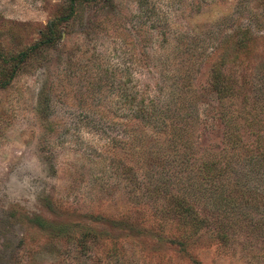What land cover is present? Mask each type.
Wrapping results in <instances>:
<instances>
[{"label":"rangeland","instance_id":"1","mask_svg":"<svg viewBox=\"0 0 264 264\" xmlns=\"http://www.w3.org/2000/svg\"><path fill=\"white\" fill-rule=\"evenodd\" d=\"M0 264H264V0H0Z\"/></svg>","mask_w":264,"mask_h":264},{"label":"trees","instance_id":"2","mask_svg":"<svg viewBox=\"0 0 264 264\" xmlns=\"http://www.w3.org/2000/svg\"><path fill=\"white\" fill-rule=\"evenodd\" d=\"M49 30L52 31V24L49 25ZM49 42L50 38L45 43L48 44ZM210 87L212 91L217 94L219 100H224L225 97H231L232 95H235L233 82H230L229 79L223 77V74L218 68H214L212 70ZM142 107V110L147 108L145 106ZM217 164L218 163L213 160L204 161L201 169L203 172H205L206 175L210 177L218 176L223 173V168L220 166L218 167ZM161 193L162 199L164 200V203L161 204L163 210H165L167 207L169 211L174 213L178 217V220L181 222L182 228L178 229V237L180 240L186 238L188 239L189 237L191 238L192 236L197 235L206 226H208V218L205 216H201L194 208V206L191 205L189 201H187L182 195L174 194L172 192L165 194L162 192V190ZM217 235L221 240L227 238L225 237V229L221 230V233L218 232ZM96 241L97 238L96 235H94L93 242ZM115 252H117V248L116 243L114 242V244H111L109 253L107 252V257L110 259L114 258ZM193 263L195 262L193 261Z\"/></svg>","mask_w":264,"mask_h":264}]
</instances>
